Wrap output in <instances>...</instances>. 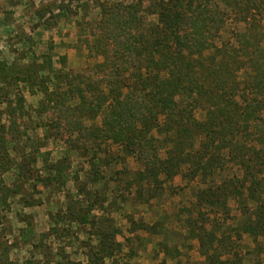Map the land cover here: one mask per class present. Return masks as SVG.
<instances>
[{
  "label": "trees",
  "instance_id": "trees-1",
  "mask_svg": "<svg viewBox=\"0 0 264 264\" xmlns=\"http://www.w3.org/2000/svg\"><path fill=\"white\" fill-rule=\"evenodd\" d=\"M253 1L235 4L242 12L237 21L248 20V5ZM260 3L263 11L264 2ZM43 6L34 11L38 19L35 37L48 27L42 17L60 18L69 9L61 2L54 14V9ZM85 6L78 4L71 17ZM94 7L99 12L97 18L87 19L85 12L74 21L80 51L95 60L82 72L66 69V56L58 59L52 45L47 52L37 54L34 36L22 35L15 50L10 46L16 54L13 61L0 56V203L17 195L15 186L6 187L3 175L9 171L20 172L23 178L35 175L43 188L54 184L63 187L70 178L79 179L77 174L71 176L72 153L86 158L93 181L103 178L110 160L123 164V173H129L127 160L131 159L138 168L130 172L128 186L142 188L152 181L155 188L162 189L165 181L172 182L184 169L191 182L198 178L201 186L194 197L198 205L195 215L200 218L204 219L203 206L226 216L228 200H237L243 214L238 229L258 244L264 238L262 34L250 40L247 31L235 32L234 45L226 41L216 47L214 39L226 18L212 0H95ZM149 15L155 16L154 22L147 21ZM28 57L29 64H18ZM20 84L42 95L31 112H25ZM14 103L20 105L22 118L31 119L35 113L39 121L35 129L55 127L56 137L68 142L55 161L40 153L35 136V155L27 159L32 170L18 162L25 160L26 146L19 154L16 146L21 138L11 133L19 128L17 118L1 110ZM198 113L202 118H197ZM3 116H8L7 124L2 123ZM113 145L116 153L108 148ZM39 158L41 167L37 168ZM228 163L237 164L241 177L222 176ZM217 171L220 181L215 178ZM249 202L255 207L252 212ZM191 214L185 224L190 237L198 240L207 264H242L229 246L227 234L208 229L206 219L197 224ZM88 216L89 212L67 207L70 225L90 223ZM64 217L63 212L51 215L53 225L40 240L62 238V231L68 229L59 224ZM142 227L148 228L146 224ZM94 234L97 244L89 264H102L120 251L121 244L110 227L94 226ZM56 247L51 251L53 259L56 257L54 264H81L66 258L64 250ZM3 252L6 259L4 248Z\"/></svg>",
  "mask_w": 264,
  "mask_h": 264
},
{
  "label": "rangeland",
  "instance_id": "rangeland-1",
  "mask_svg": "<svg viewBox=\"0 0 264 264\" xmlns=\"http://www.w3.org/2000/svg\"><path fill=\"white\" fill-rule=\"evenodd\" d=\"M212 1L220 7V12L226 18L223 29L214 39L213 43L216 47H220L226 41L234 45L233 34L247 31L250 40L261 33L260 44L264 48V19H262L264 10H259L260 2L264 0H254L253 4L249 5L246 2L249 6L247 13L249 17L242 23L240 20L237 21L241 18L242 12L235 4L252 0ZM61 2L68 4V12H64L60 18H53L48 14L42 17L48 27L40 32V36L35 37V24L38 19L34 11L46 5L54 9L55 14L57 12L55 8ZM81 3L87 4V7L78 9V14L71 17L72 11ZM94 4L95 0H0V56L8 62L13 61L16 54L11 49L19 48L20 45L17 44L19 38L22 35L34 36L33 46L37 54L47 52L46 50L52 45L53 53L59 55L58 59L61 55L66 56V69L73 73L82 72L87 66H92L95 60L87 58L85 53L80 51L76 43L79 29L76 28L74 21H79L85 12L87 19L97 18L99 12ZM147 21L154 22L155 16L149 15ZM58 59L55 57L54 60L59 66ZM29 63L30 57L18 62L20 65ZM20 85L25 112H31L37 107L42 95L35 90L31 92L25 85ZM18 109L21 108L16 103L1 107L2 111L6 110L7 113L16 115L19 128L11 133L12 136L21 138V144L16 146L19 154H22V149L26 146V158L24 161L18 159V162L30 172L32 169L27 159L35 155V136L39 138L40 153L46 154L52 162L65 152L69 144L62 137H56L55 127L35 129V124L39 123L35 119V113H32L31 119L22 118ZM196 116L202 118L200 113ZM7 119L8 116H3L2 123L7 124ZM43 121L47 123L46 119ZM108 148L112 153L117 152L114 145ZM98 156L104 157L102 154ZM40 158L37 168L41 167ZM70 159L73 168L71 176L77 174L79 179L70 178L63 187L54 184V187L43 188L35 181V175L31 177V174H27L23 178V174L13 173L14 170L3 175L6 187L15 186L17 195L6 198L3 204L0 203V264H54L56 257L53 259L54 252L51 251L57 248V245L64 250L66 258L80 261L81 264H89L88 258L97 244L94 239V226L99 229L104 226L110 227L111 232H116V242L121 244L120 251L105 258L102 264H207L198 240L190 237L189 227L187 223L185 224V219L191 212L198 221L197 224L206 219L209 223H207L208 229L229 236L228 244L232 247L233 253L241 257L242 264H264V238H260L259 243L256 244L238 229L243 214L242 206L237 200H228L229 211L226 216L221 211H215L218 209L205 206L202 207L204 219L195 215L198 205L194 196L201 185L198 178L191 182L187 175L183 174H188L186 169L172 182L165 181L162 189L155 188L152 181L146 182L140 188L135 184L128 186L127 179L132 177L130 172L138 168L131 159L127 160V166L131 170L127 174L123 173V164H115L110 160L108 168L103 172V178L99 181H93L91 165L86 158L72 153ZM239 169L237 164L228 163L222 176L229 178L233 174L240 175ZM218 172L215 178L220 181L222 179ZM30 177V181H27L26 179ZM148 195L151 197L148 198ZM0 197L2 198L1 194ZM142 200L144 203H141ZM90 203L91 209H89ZM252 204L251 202L247 204L251 212L255 208ZM67 207L76 212H89L90 223L70 225L69 219L66 218ZM60 212H63L65 217L59 224L68 229L62 231V238L41 241V234L53 225L51 215ZM142 224H146L148 228L145 229ZM3 248L6 259L1 256ZM228 256L233 257V255Z\"/></svg>",
  "mask_w": 264,
  "mask_h": 264
}]
</instances>
